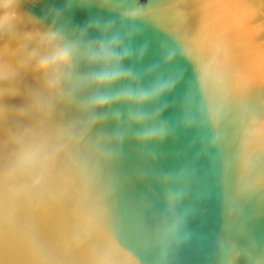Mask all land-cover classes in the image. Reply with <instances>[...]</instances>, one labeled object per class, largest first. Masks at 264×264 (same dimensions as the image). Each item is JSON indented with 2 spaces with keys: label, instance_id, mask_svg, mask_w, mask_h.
<instances>
[{
  "label": "water",
  "instance_id": "water-1",
  "mask_svg": "<svg viewBox=\"0 0 264 264\" xmlns=\"http://www.w3.org/2000/svg\"><path fill=\"white\" fill-rule=\"evenodd\" d=\"M113 9L141 13L125 30L140 83H172L145 109L169 135L138 143L127 105L91 128L72 105L26 111L22 75L0 95V264H264V0H86L71 25Z\"/></svg>",
  "mask_w": 264,
  "mask_h": 264
},
{
  "label": "clouds",
  "instance_id": "clouds-1",
  "mask_svg": "<svg viewBox=\"0 0 264 264\" xmlns=\"http://www.w3.org/2000/svg\"><path fill=\"white\" fill-rule=\"evenodd\" d=\"M74 7L83 10L86 0H66L62 8H52L42 17L25 11L22 0H0V95H16L20 77L32 74L38 88L28 94L26 111L48 112L56 103L72 105L91 128L107 112L119 120L120 113L113 109L127 105L138 143L164 140L169 128L160 119L162 106L154 112L145 109L158 104L172 83L162 79L147 87L140 83L142 74L134 64L144 49L132 46L135 30H125V24L140 19L141 13L113 9L122 17L119 25L97 15L82 26H72ZM169 199L175 202L179 194H170Z\"/></svg>",
  "mask_w": 264,
  "mask_h": 264
}]
</instances>
